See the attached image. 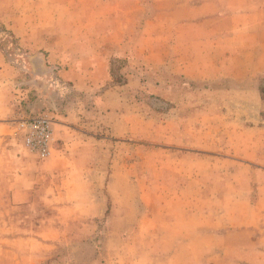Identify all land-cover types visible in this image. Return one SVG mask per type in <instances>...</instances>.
Masks as SVG:
<instances>
[{
  "label": "rangeland",
  "instance_id": "374dc122",
  "mask_svg": "<svg viewBox=\"0 0 264 264\" xmlns=\"http://www.w3.org/2000/svg\"><path fill=\"white\" fill-rule=\"evenodd\" d=\"M164 1L169 5L159 8ZM180 1L186 0H0L6 61L0 93L6 90L13 106L6 120L11 135L0 142L30 170L51 154L76 157L69 165L75 178L61 196L51 199V184L16 207L10 191H0V264H186L187 251L207 246L196 237L210 225L203 215L220 224L264 195V74L256 71L257 51L242 30L236 42L248 49L226 70L211 63L204 38L173 46L182 33L168 12L179 13ZM55 31L63 39L108 33L134 46L110 57V78L95 93L73 91L61 75L70 59L51 56ZM39 115L51 121L46 158L28 151L19 129ZM41 170L56 181L49 164ZM202 220V228L194 225ZM228 228L245 231L226 244L235 246L228 256L239 260V243L250 244L259 229ZM205 248L204 264L225 257L222 248Z\"/></svg>",
  "mask_w": 264,
  "mask_h": 264
},
{
  "label": "crops",
  "instance_id": "0c3cea01",
  "mask_svg": "<svg viewBox=\"0 0 264 264\" xmlns=\"http://www.w3.org/2000/svg\"><path fill=\"white\" fill-rule=\"evenodd\" d=\"M161 3L159 6L156 5L159 8L169 5L167 1ZM178 5L184 7L182 10L179 9V13L175 10L168 12L180 21V31L182 33L180 38L176 40L177 43L172 42L173 46L176 44L183 46L185 43L200 41L204 38L210 42L213 50L211 63L218 69L224 68L227 70L232 67L242 48L248 49V47L241 46L236 42L237 38L244 35L241 31L246 30L248 35L244 36L245 39L248 40L251 48L257 51L256 62L258 68L256 71L264 74V0H186L184 2L180 1ZM161 17L163 19L164 15L162 14ZM153 19H155V16ZM14 30L20 36H24V33L27 32L20 31L16 26ZM55 32L57 37L52 42L50 41L51 56L70 59L68 66L63 67L61 75L65 81L70 83L73 91L78 90L85 93H95L99 90L101 84H105L109 80L108 63L110 57L121 53L124 46L130 42L126 41L125 44L117 42L108 33L96 34L98 37L91 39H63V33L60 35L58 33L60 31ZM184 33L187 35L183 36ZM147 45H151V43H147ZM133 46L134 44H128V47ZM5 62L4 57L0 56V67H4ZM187 66L185 64L184 67ZM250 72H246V75ZM246 75H244V78ZM1 88L4 89L3 82ZM101 96L105 97L104 94ZM12 112L13 106L9 100L8 92L2 90L0 93V136L3 139L6 138V135H11L9 133L12 125L7 123V118L13 115ZM3 142H0V191H10L9 200L13 206L21 207L29 204L32 201L31 192L33 189H39V192L44 194L47 186L51 184L54 188V196L52 195L53 198L51 199H54L58 194L61 196L63 194L61 190L66 189L65 184L73 177L75 178V175L72 177L74 170L69 166L76 159L74 154L69 152H61L57 156L51 154L44 164H40V168L30 170L26 167L27 162L23 156H18L14 149L9 148ZM252 142V140L248 141L249 144ZM261 154L262 151L257 152L256 155L261 156ZM48 164L52 168L51 176L56 177V181L41 170L42 166L46 167ZM62 206H65V204ZM242 210L247 212H244V214H242L243 212L239 213L236 218L227 220L221 218L220 224L214 225L213 220L218 223L216 222L218 218L203 215L206 219L205 223H210V225H205L204 229L198 230L199 233L196 237L203 238L204 245L207 246L200 245L199 248L196 246L187 251L186 254L189 258L187 257L186 264H204L201 255L204 254V251L206 252L205 247L210 246L222 248L223 253H225V257L222 260H216L214 264H264V195L260 196L254 206L249 208L243 206ZM191 224L193 225V223ZM246 224L258 228L260 233H252L250 244L246 241L239 243L236 249L240 257H237L239 260H234L228 255L232 254L230 249H235V246L232 247L226 244L231 238H234L232 235H238L239 232L242 233L239 235H244L245 231L233 232L228 227L237 225L241 228ZM194 225L202 228L203 220ZM223 228L227 230H219ZM4 237L9 238L10 236L5 235ZM245 237L242 236L244 240L247 239ZM12 238L18 240L25 237L13 236ZM28 238L34 237L29 236ZM213 252L216 253L217 251ZM249 255L256 256V261L248 259Z\"/></svg>",
  "mask_w": 264,
  "mask_h": 264
},
{
  "label": "built area",
  "instance_id": "2783aa9c",
  "mask_svg": "<svg viewBox=\"0 0 264 264\" xmlns=\"http://www.w3.org/2000/svg\"><path fill=\"white\" fill-rule=\"evenodd\" d=\"M19 129L24 131L25 147L32 154L46 158L51 153L52 128L51 121L43 115L24 119L19 123Z\"/></svg>",
  "mask_w": 264,
  "mask_h": 264
},
{
  "label": "trees",
  "instance_id": "16d2710c",
  "mask_svg": "<svg viewBox=\"0 0 264 264\" xmlns=\"http://www.w3.org/2000/svg\"><path fill=\"white\" fill-rule=\"evenodd\" d=\"M260 93H261V98L264 102V85L263 84L260 86Z\"/></svg>",
  "mask_w": 264,
  "mask_h": 264
}]
</instances>
